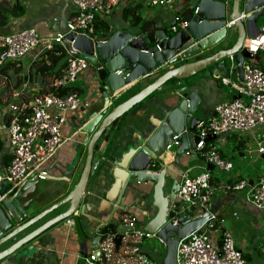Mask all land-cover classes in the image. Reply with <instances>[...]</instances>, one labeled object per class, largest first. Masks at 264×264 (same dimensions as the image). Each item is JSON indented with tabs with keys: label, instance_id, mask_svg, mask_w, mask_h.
<instances>
[{
	"label": "crops",
	"instance_id": "crops-1",
	"mask_svg": "<svg viewBox=\"0 0 264 264\" xmlns=\"http://www.w3.org/2000/svg\"><path fill=\"white\" fill-rule=\"evenodd\" d=\"M2 1L6 9H9V3L13 2V0H0V2ZM19 3L24 7L25 12L22 16L9 17L7 23L0 26V33H7L23 26H33L40 22L41 27L46 30L55 31L59 30V28L63 29L66 21L76 11L70 0H19ZM190 3L191 0H176L171 6L157 8L150 5V0H121L108 17L96 18L95 25L97 22H105L109 27V32L104 37H98L94 32L95 38H107L116 30H141L145 34L141 24L150 21L155 28V24L152 22V19L155 17L162 18L164 26L171 31L170 22L175 20L177 14L181 13L185 16L186 13L190 12L189 18L184 20L190 19L193 12V8L189 6ZM228 10H230V5H228ZM261 16L264 17V14L258 15L253 25L251 22L248 23L246 39L254 37L258 32L264 30V19L260 18ZM180 28L182 26H178L176 31ZM229 29L232 31V25ZM171 32L174 33L173 31ZM230 32L228 33L230 34ZM230 35L235 39L233 32ZM58 46L61 45L55 44L50 48L41 47L34 49L23 60L8 61L1 66V68H5L4 71H0V78L5 82L0 84V169L3 168L4 172L9 165L11 157L6 145V127L8 124L4 118L5 111L8 110L7 113H11L9 111L11 105L18 104L19 102H28L35 92H53L51 91V89L54 90L53 82L49 77L43 78L40 70L48 67L47 57L43 56L42 53L53 50ZM256 56L257 60L245 61L260 63V66L253 65L264 69V51L259 52ZM38 62H40L39 66ZM232 68L230 76L234 77V79H239L235 66L231 63L226 75H229ZM221 75L213 76L211 72L207 71L190 79L191 83L188 86L190 90L196 92L200 99L196 115L201 120L211 117L214 114L216 106L239 97L233 89L221 82L219 78ZM139 83L127 87L130 89L121 93L122 99L127 98L131 93L135 92ZM142 84H145V82ZM103 90L95 82L94 72L90 65L82 71L78 79L68 86L66 90L67 92H77L81 99L84 100L85 106L67 116L66 122L62 127L64 141L57 148L50 163L47 165V174L53 176L67 175L70 179V183H58L62 193H56L52 196L45 195L44 191L54 184L46 179H39L37 181L33 179L29 181L23 180L17 189L14 188L12 191H9L11 186L8 185L7 193L9 195L15 192L18 193V197L22 198V200H19L20 203L27 204L34 197H38L40 209L38 208L31 216H34L59 200L73 188L82 169L86 147L91 136L89 135L87 139L78 136L80 119L83 113L89 111L90 108L97 110L103 108L105 102ZM171 92L161 95L164 97L170 95ZM159 114V111L147 108V104L142 103L133 107L118 121H114L103 131L101 139L94 146L93 158L98 161V164L93 176L90 178L88 188L82 199L81 208L69 218L46 228L40 234L37 238L38 241L34 242L37 246L29 247L28 264H81L80 262L84 256L94 250L91 242H93V239L97 235L99 236V230L109 223L115 225L119 223L125 224L123 220L127 216L136 217L137 224L144 230L146 223L154 217L157 211L153 190L154 183H140L136 179H131L126 184L127 175L123 176L122 179L119 178L125 173L116 169V166L112 162L121 151L124 152L131 145L133 140L137 137L140 138L142 130H153L156 127L159 123ZM96 129L97 127L93 129V132ZM251 144H256V147L250 148ZM263 145L264 125L255 128L252 132L228 133L223 141H220L218 137H213V139L206 141L203 150L193 152L192 156L186 157V155L181 154L180 167L173 163H169L166 167L170 180L175 176L179 179L181 173L186 170L190 177H194L203 171L210 172L211 195L209 207L212 213L216 215L217 220L221 221V225L216 228L215 232L219 233L221 229L229 230L226 228L225 222H230V227H234L240 231L249 228L251 230V237H249L248 241V244L251 241L250 246L246 245V240H236L229 230L236 245L243 251L245 261L247 258L246 254L248 253L246 250L248 248L250 251H253L257 247H261V249L264 247V241L262 242L264 240V210L258 209L247 202L239 192L232 190L231 186L241 180L251 183L257 177L264 176V171L261 169H251L249 167L246 169V165L242 166L245 151L248 150L249 154L253 155L256 151L259 153V147L264 149ZM82 146L83 149L81 150ZM176 146L174 144L171 145L169 150H174ZM210 147L217 149L224 159L232 163L233 166L230 171H221L214 167L213 169H207L209 164L204 160V153ZM80 151L81 153L78 156ZM236 154L240 160L238 166L234 164ZM260 155L264 159V152L260 153ZM77 157H80L79 162L74 170L70 172ZM5 161L7 163L4 166ZM163 167L164 165L155 163V166L149 167L148 171L160 172ZM225 174H228V176L223 179L222 177ZM170 180L164 190V194L166 195L170 193ZM20 187H23L25 190L19 191ZM215 198L218 199L211 201ZM172 204L170 205L171 207ZM68 206V203L64 204L55 210L52 216L63 213L68 209ZM34 208L36 206L29 207V210H33ZM30 217H27V220ZM49 218V216L43 217L40 220V225ZM33 228L28 227L25 233H29ZM145 240H142L138 244L139 253L142 257L140 260L134 256L135 264H149L151 263L149 258L154 257L151 247ZM159 244L163 249V244L161 242ZM120 245L122 246H119V248L122 250L124 247L130 249L132 244H124L123 242ZM159 250L158 257L163 260L161 248ZM144 258L146 262H142ZM99 263L95 261L93 264Z\"/></svg>",
	"mask_w": 264,
	"mask_h": 264
},
{
	"label": "water",
	"instance_id": "water-1",
	"mask_svg": "<svg viewBox=\"0 0 264 264\" xmlns=\"http://www.w3.org/2000/svg\"><path fill=\"white\" fill-rule=\"evenodd\" d=\"M263 5L264 0H191L189 6L193 8V12L190 19L185 20L186 25L172 33L164 26L162 18L155 17L152 19L156 28L153 38L143 34L141 30H116L107 38L93 41L91 38L68 32L66 24L63 29L59 28L64 34L68 51L86 59L93 69L95 82L104 89L105 102L101 110L90 108L81 116L78 136L84 139L91 136L80 174L66 195L31 216L40 209L38 197H34L27 204L20 203L22 198L18 197V193H7L6 179L1 181L0 264H28L29 247L37 246L34 242L38 241L40 234L81 208L90 178L98 164L93 158L94 146L110 124L142 103H146L147 108L160 112L159 123L153 130H142L140 138L137 137L124 152L121 151L112 164L125 173L119 178L127 175L126 184L131 179L140 183H154L157 211L146 223L144 230L155 234L163 244L165 253L162 264H177L178 241L196 230L206 218L204 216L179 224L168 221L170 205L175 202L179 182L175 178L170 180L166 167L169 163L180 167L181 154L188 149L192 150L200 141L196 135L197 125L201 121L196 115L200 99L188 85L192 77L203 72H211L213 76L226 75L230 63L235 66L238 78L242 80L244 60H257L256 55L243 48L248 23L254 24ZM230 23L232 31L229 29ZM174 25L176 21H171L170 26ZM230 31L235 34V39ZM185 82L188 83L184 84ZM137 83V90L122 99L121 93ZM170 91V95H161ZM95 127L97 129L93 132ZM173 138L178 145L174 150L166 151V146L172 143ZM210 139L213 136L206 138V141ZM80 153L81 151L78 156ZM79 159L80 157L75 158L70 172L77 166ZM155 163L164 165L163 169L156 173L149 172L148 168L154 167ZM207 169H213V166L209 164ZM0 171L4 176V169ZM32 179L39 180L35 174L29 175L25 180ZM44 179L54 183L44 191L49 196L62 193L58 183H70L67 175L46 174ZM169 180L170 193L166 195L164 190ZM21 190L25 189L20 187L19 191ZM66 203L69 204L66 211L52 216L55 210ZM32 206L36 208L29 210ZM46 216L50 218L40 225V220ZM27 217L30 218L27 220ZM28 227L34 228L25 233ZM115 232L113 241L118 249L124 234L130 232V228L119 223ZM99 240L97 235L91 242L94 249ZM94 254L99 256L98 251Z\"/></svg>",
	"mask_w": 264,
	"mask_h": 264
},
{
	"label": "built area",
	"instance_id": "built-area-1",
	"mask_svg": "<svg viewBox=\"0 0 264 264\" xmlns=\"http://www.w3.org/2000/svg\"><path fill=\"white\" fill-rule=\"evenodd\" d=\"M120 1L70 0L76 11L66 21L67 31L98 41L94 35L96 18L108 17ZM175 1L150 0V5L167 7ZM261 13L264 14V5ZM174 21L176 25L170 28L173 32L178 26L186 25L185 20L175 18ZM64 41L63 33L59 30L43 29L41 22L0 33V68L8 61L23 60L34 49L50 48L55 44L63 46L68 54L64 69L53 81V92H35L28 102L9 107L12 118L6 127V145L11 157L4 176L0 174V183L5 178L11 186L10 189L18 186L31 174L37 175L39 179L45 178L48 163L64 141L62 127L67 116L85 106L77 92L66 90L89 63L80 56L72 55ZM243 48L254 55L264 51V30L247 38ZM242 68V80L230 76L233 68L229 75L219 76L221 82L233 89L239 97L216 106L211 117L200 121L196 131L200 141L192 150L183 153L186 157L203 150L209 136L223 141L228 133L252 132L258 126L264 125V69L245 60ZM173 144L178 145L175 138L165 149L169 150ZM263 152L264 149L259 147V153ZM204 160L221 171L228 172L233 166L212 147L205 151ZM210 184L209 171L190 177L186 170L180 175L176 199L168 221L179 224L204 216L206 218L196 230L178 241L177 264H246L243 251L236 245L231 233L226 229L215 232L221 221L217 220L209 207ZM231 188L239 192L247 202L264 210V176L257 177L251 183L246 180L235 182ZM123 221L130 228V232L124 234L122 243L132 244L131 248L117 250L113 241L116 232L100 233L96 249L83 258L86 264H93L100 258L111 264H135L134 256L141 260L138 244L142 240L154 238L155 234L142 230L136 217L127 216ZM96 251L99 256L94 254ZM142 262H146V259Z\"/></svg>",
	"mask_w": 264,
	"mask_h": 264
},
{
	"label": "trees",
	"instance_id": "trees-1",
	"mask_svg": "<svg viewBox=\"0 0 264 264\" xmlns=\"http://www.w3.org/2000/svg\"><path fill=\"white\" fill-rule=\"evenodd\" d=\"M7 3V1H6ZM134 11V10H133ZM25 12L24 7L19 3V0H13V2L9 3V9H6L5 6L3 5V1L0 2V26H3L7 23V20L9 17H18L22 16L23 13ZM190 12L186 13L185 16H183L181 13L177 14L176 19L179 20H184L189 18ZM142 29L144 33L150 37L153 38L155 28L153 24L150 21H146L141 24ZM95 35L98 37H104L108 34L109 32V27L108 25L105 24V22H97L95 25L94 29ZM43 56H46L47 59L46 61L48 62V67L47 68H42L40 70V73L43 78L49 77L51 81L55 80L62 72L63 68L65 67L66 64V59L68 57V54L66 50L62 46L55 47V49L50 50V51H44L42 53ZM253 62V63H252ZM251 64H254L256 66H260V63H255L254 61L249 62ZM40 65V62H38V66ZM4 67L0 68V71H4ZM43 90V89H41ZM71 90V89H70ZM51 91H54L51 89ZM45 93V92H43ZM22 102H19L20 104ZM7 124L12 118L11 113H6L4 116ZM6 161L4 162V166L6 165ZM116 229V225L109 223L105 227L99 230V233H114ZM151 262V257L149 258ZM100 262L99 264H110L104 259L100 258L98 260ZM162 259H159L158 261L153 262L152 264H161ZM151 264V263H149Z\"/></svg>",
	"mask_w": 264,
	"mask_h": 264
},
{
	"label": "rangeland",
	"instance_id": "rangeland-1",
	"mask_svg": "<svg viewBox=\"0 0 264 264\" xmlns=\"http://www.w3.org/2000/svg\"><path fill=\"white\" fill-rule=\"evenodd\" d=\"M152 7H157V8H162L161 6H152ZM260 18H263V16H261ZM169 23V22H168ZM258 26V25H257ZM263 52V51H261ZM5 83L4 80L2 78H0V84ZM13 101V100H12ZM5 113H7V111H5ZM260 127V126H258ZM222 144V143H220ZM250 148L256 147V144H251L249 146ZM264 147V145H263ZM235 160H234V164L235 166L239 165V157L236 154L235 155ZM246 165V169L251 168V169H261L264 171V159L263 157L260 155V153H257V151L253 154L250 155L248 150L245 151V158L243 159V163L242 166ZM217 169V168H216ZM245 169V170H246ZM216 171V170H215ZM228 176V174H225L222 178L225 179ZM218 198L212 199L211 201H216ZM225 226L227 229H229L231 231V233L233 234V237L236 240H246V245L248 244L249 241V237H251V230L249 228H246L245 230L243 229V231H240L234 227H230V222H225ZM228 230V231H229ZM149 246L151 247V251L154 255V257L152 256L151 259V264L155 261H158L160 258L158 257V254L160 253V248H161V255H163L164 257V247L162 249V247L160 246V241L154 237L150 240H145ZM264 240H262L263 242ZM251 241L249 242L248 246H250ZM160 246V247H159ZM163 246V245H162ZM247 246V247H248ZM159 248V249H158ZM248 253L247 258H246V264H264V247L261 249V247H257L256 250L250 251L249 248L246 250ZM244 255V254H243ZM245 258V255H244ZM81 264H86L83 260L80 262ZM89 264V263H88Z\"/></svg>",
	"mask_w": 264,
	"mask_h": 264
},
{
	"label": "clouds",
	"instance_id": "clouds-1",
	"mask_svg": "<svg viewBox=\"0 0 264 264\" xmlns=\"http://www.w3.org/2000/svg\"><path fill=\"white\" fill-rule=\"evenodd\" d=\"M230 25V24H229ZM170 28H171V26H170ZM171 32V31H170ZM176 32V31H175ZM100 40V39H99ZM245 41V40H244ZM261 52V51H260ZM257 55V54H256ZM166 150V149H165ZM179 182V181H178ZM8 183V182H7ZM9 185V184H8ZM17 187V186H16ZM15 188V187H14ZM14 188H12V189H10L9 191H12ZM172 214V213H171ZM170 214V215H171Z\"/></svg>",
	"mask_w": 264,
	"mask_h": 264
},
{
	"label": "flooded vegetation",
	"instance_id": "flooded-vegetation-1",
	"mask_svg": "<svg viewBox=\"0 0 264 264\" xmlns=\"http://www.w3.org/2000/svg\"><path fill=\"white\" fill-rule=\"evenodd\" d=\"M173 178H175V179H177V180L179 181L178 177L175 176V177H173Z\"/></svg>",
	"mask_w": 264,
	"mask_h": 264
}]
</instances>
